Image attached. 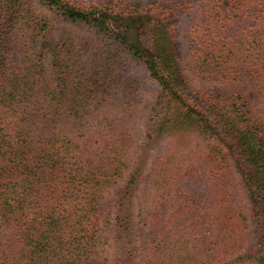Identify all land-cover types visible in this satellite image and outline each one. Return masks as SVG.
I'll return each mask as SVG.
<instances>
[{
  "label": "trees",
  "instance_id": "16d2710c",
  "mask_svg": "<svg viewBox=\"0 0 264 264\" xmlns=\"http://www.w3.org/2000/svg\"><path fill=\"white\" fill-rule=\"evenodd\" d=\"M38 1L94 40L0 0V264H264V0Z\"/></svg>",
  "mask_w": 264,
  "mask_h": 264
},
{
  "label": "rangeland",
  "instance_id": "374dc122",
  "mask_svg": "<svg viewBox=\"0 0 264 264\" xmlns=\"http://www.w3.org/2000/svg\"><path fill=\"white\" fill-rule=\"evenodd\" d=\"M26 3L31 7L32 11L41 16L46 18L50 24L56 29L57 32L61 30H67L70 32H73L74 34H78L82 37H88L89 39L93 38L94 40V31H91L87 28H82L80 26L66 24L63 22V20L59 17V15L54 12L53 10L49 9L46 6H43L40 4L38 0H25ZM81 1L86 4H93L94 2L102 3L110 0H76ZM135 3H141V4H149L153 3L155 0H132ZM205 6V3L203 1H198L195 5L190 7L189 9L185 10L181 16H180V22L184 24V29H186V24L189 23L197 16L198 12L203 9ZM184 35V41L186 42ZM98 39V37H96ZM184 42V43H185ZM101 62V56L96 50H92L87 57L84 59V63L95 66L98 65ZM207 85L204 86V89H207ZM157 87L153 85L151 82H148L145 80V85L143 86V91H141L142 95V102L137 105V118L135 120V128L137 131V143L132 151L131 157H130V164H133L135 161V158L139 152V147L141 143L144 140V124L148 118L150 108L153 105L156 96H157ZM246 97L249 98V101L253 105V109L256 112V115L261 117L264 120V89H262L259 92L253 91V90H247ZM150 163L148 167L146 168L145 175L142 178V185L141 190L138 192L137 197L135 199V204L137 207V210L143 207V201H144V194L143 189H146V182H147V176L150 174L149 169L152 164V159L148 162ZM150 166V167H149ZM127 179V173L124 175L122 179L119 180L118 184L111 188L109 190V193L107 195V203L112 207L115 203L118 194L120 190L125 185ZM140 238L141 241L145 238V231H140Z\"/></svg>",
  "mask_w": 264,
  "mask_h": 264
}]
</instances>
